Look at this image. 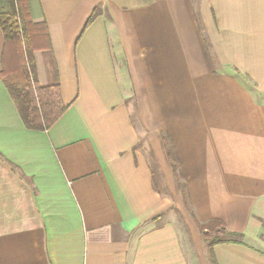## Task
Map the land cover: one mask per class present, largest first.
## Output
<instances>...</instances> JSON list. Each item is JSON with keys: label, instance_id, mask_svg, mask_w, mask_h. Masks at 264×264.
<instances>
[{"label": "crops", "instance_id": "crops-1", "mask_svg": "<svg viewBox=\"0 0 264 264\" xmlns=\"http://www.w3.org/2000/svg\"><path fill=\"white\" fill-rule=\"evenodd\" d=\"M27 5L65 108L27 128L0 75V264H213L208 220L264 264V0Z\"/></svg>", "mask_w": 264, "mask_h": 264}, {"label": "trees", "instance_id": "trees-1", "mask_svg": "<svg viewBox=\"0 0 264 264\" xmlns=\"http://www.w3.org/2000/svg\"><path fill=\"white\" fill-rule=\"evenodd\" d=\"M0 29L3 36L1 79L17 106L23 124L30 129L47 128L65 105L60 101L56 86H35L34 83L33 50L43 47V39L45 46L48 43L44 24L30 20L27 0H0ZM171 164L176 176L178 162L171 161ZM199 225L207 239L213 264L216 263L212 245L230 240V236H241L226 230L218 220H208Z\"/></svg>", "mask_w": 264, "mask_h": 264}, {"label": "rangeland", "instance_id": "rangeland-1", "mask_svg": "<svg viewBox=\"0 0 264 264\" xmlns=\"http://www.w3.org/2000/svg\"><path fill=\"white\" fill-rule=\"evenodd\" d=\"M149 160H150V163H151V167H152V169H153V174H154V176H155V178H156L157 186H158L160 189H163V185H162V182H161V179H160L159 170H158V168L155 166V161L153 160V158L150 157V155H149ZM178 172L180 173V170L176 169V177H180V176L177 175ZM176 217H177V215L174 214V219H175V220H176ZM177 227H179V226H177ZM179 230H180V228H179Z\"/></svg>", "mask_w": 264, "mask_h": 264}]
</instances>
